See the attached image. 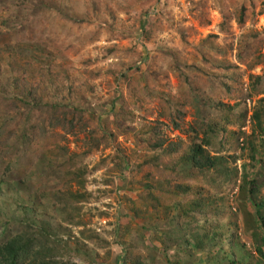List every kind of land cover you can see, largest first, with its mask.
<instances>
[{"label": "rangeland", "instance_id": "obj_1", "mask_svg": "<svg viewBox=\"0 0 264 264\" xmlns=\"http://www.w3.org/2000/svg\"><path fill=\"white\" fill-rule=\"evenodd\" d=\"M236 1L248 9L253 2L254 18L243 29L231 23L232 35L224 36L218 28L219 12L228 6L227 0H0V92L11 91L7 62L13 48L19 62L27 64L34 83L45 89L44 103L81 108L91 120L92 130L100 128L96 132L100 135L105 127L130 156L128 168L120 169L114 146L86 153L90 146L86 133L71 136L59 128H47L46 137L35 143V149L22 147L17 151L14 139L5 140L17 121L6 115L0 119V238L3 232L35 230L45 220L53 229L51 239L56 246H52L58 247L57 264H131L136 256L144 264H264V257L256 251L262 247L264 252V245L259 238L254 241L243 227L241 210L251 208L241 204L240 178L235 186L224 185L219 190L204 180L188 182L192 191H202L206 204L211 203L207 214L197 217V224L176 218L173 206L178 202L174 199L165 202L167 213L137 218L131 212L140 188L132 182L129 169L149 156L137 131L142 122L157 118L158 96L174 102L191 98L184 107L187 123L204 111L192 98L194 91L234 105V113L246 110L242 131L247 136L251 133L249 116L259 97L243 103L221 95L217 77L223 76L224 70L217 64L238 65L237 71H231L240 73L244 89L250 76H264L263 64L249 68L235 59L240 36L264 30V0ZM194 3L205 7L209 25L198 24L190 11ZM179 29L187 36L185 42ZM142 30L149 32L148 39ZM95 32L99 33L91 40ZM230 43L234 51L229 50ZM260 53L264 54V48ZM40 57H48L49 65L38 64L35 60ZM253 61L247 59L246 65ZM208 107L212 115L214 110ZM160 121L166 123L163 133L168 140L189 146L185 135L172 130L164 118ZM227 130L237 132L238 128L228 126ZM221 137L219 133L218 139ZM261 140L264 138L256 132V162L248 145H242L244 141L237 146L230 137L223 147L218 140L209 151L211 155L221 151L235 157L233 166L239 174L255 171L261 185ZM57 145L67 150L72 171L85 176L83 191L88 199L76 205L77 213L70 207L63 212L52 198L54 192L79 191L75 182L67 183L63 171L48 168L47 163L60 154ZM176 156L177 163L181 156ZM256 201L264 204V185ZM260 210L264 214V206ZM196 227H200L199 235L221 234L222 249L213 243L202 252L187 246L184 241L196 234ZM129 245L133 251L128 252Z\"/></svg>", "mask_w": 264, "mask_h": 264}, {"label": "trees", "instance_id": "obj_2", "mask_svg": "<svg viewBox=\"0 0 264 264\" xmlns=\"http://www.w3.org/2000/svg\"><path fill=\"white\" fill-rule=\"evenodd\" d=\"M227 1L228 6L222 7L219 12L221 21L218 28L224 36H231V23H234L238 29H243L246 22L254 18L255 4L250 2V9H248L236 0ZM190 11L199 25H209L203 5L200 4L198 8L194 3ZM144 27L145 25L142 26ZM98 33L95 32L91 40L96 38ZM142 33L145 39L149 38V32L142 30ZM179 35L182 41L187 40L182 29H179ZM228 48L234 51L233 44L230 43ZM262 48H264V30L243 33L235 47V59L239 65L249 68H253V65H264V54L260 53ZM247 59L254 61L246 65ZM35 61L38 64L49 65L50 59L40 57V60ZM224 63L221 61L217 64L224 70L223 76L221 74L217 77L221 86V95L229 100L241 99L243 103L259 97L252 104L249 116V123L253 125L250 135L247 136L242 131L247 117L246 110L243 114L234 113V105L229 106L220 100H211L208 95L203 94L202 96L193 90L192 98L196 100L199 107H204V111L199 113L197 119L187 123L184 107L191 101V98L185 97L182 102L180 100L174 102L170 98L158 96L157 118L146 123L142 122L137 131L142 148L149 156H145L129 169L132 182L140 188L136 200H132L131 212L137 218L145 215L157 216L160 211L167 213L165 202L174 199L178 202L173 206L177 211L176 218L197 224V217L207 214L206 211L211 203L206 204L202 198V191H192L188 182L204 180L219 190L224 185L235 186L240 178L241 204L246 203L251 208L250 211L244 207L241 210L243 227L254 238V241L259 238L261 245H264V214L260 210L264 204L256 201L261 185L264 183L260 185L256 182L255 171L245 170L239 174L236 166H233L236 163L235 157L224 155L221 151H213V155L210 153L214 150L218 140L223 147L226 138L230 137V140L236 142L237 146L240 145V140L241 143L244 141L242 145H248L251 159L254 162L257 161L259 152L254 145L256 132L264 138V76H250V81L244 89L240 73L231 71V69L237 71L239 66ZM7 66L9 72L7 85L11 91L0 92V119L6 115L15 117L16 125L6 133L5 140L14 139V147L17 151H20L22 147L35 149V143L43 139L42 137H46L47 128L51 131L59 128L64 134L71 136L86 133L90 137L88 141L90 146L86 153L102 146H114L117 165L123 170L128 168L130 156L126 155L125 149L116 142V136L107 133L108 130L105 127H102L103 133L98 135L96 132L100 128L96 127L98 131L92 130L91 120L81 108L65 103L43 102L45 89L34 83L32 76L27 73V64L19 62L13 48L10 49ZM47 83L51 84L48 81ZM208 106L212 108V111L214 110L212 115L208 112ZM160 118H164L172 130L185 135L189 146L185 148L182 141L168 140L163 133L166 123L160 121ZM228 126H237V132L227 130ZM219 133L220 136L222 135L220 139H218ZM57 147L60 154L58 157L54 155L52 161L47 163L48 168L52 171H63L68 178L67 183L70 185L71 182H75L79 191L72 192L68 189L64 193L54 192L52 198L62 206L63 212L70 207L73 212L77 213L79 209L76 205L88 199L83 191L85 176L83 173L72 171L67 150L58 145ZM178 154L181 157L176 163L174 158ZM210 210L213 211V207ZM200 227L204 228L203 225ZM196 228V234H191L189 238H186L187 241H184L187 246H191L194 251L202 252L213 243L218 249H222L219 247L222 245L221 234H208L203 231L204 233L199 235L197 232L199 228ZM52 230L50 224L42 220L35 230L27 229L16 233L3 232L0 238V264H57L55 254L58 247H53L56 245L51 239L53 238ZM228 246L231 247V244ZM133 249L132 245L128 246V252ZM256 251L264 257L262 247H258ZM131 264L144 263L136 256Z\"/></svg>", "mask_w": 264, "mask_h": 264}]
</instances>
